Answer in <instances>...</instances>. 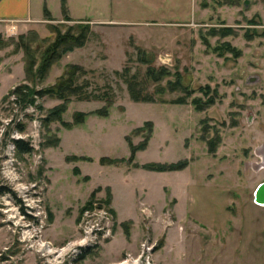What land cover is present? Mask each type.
Masks as SVG:
<instances>
[{
  "label": "rangeland",
  "instance_id": "374dc122",
  "mask_svg": "<svg viewBox=\"0 0 264 264\" xmlns=\"http://www.w3.org/2000/svg\"><path fill=\"white\" fill-rule=\"evenodd\" d=\"M263 2L67 0L66 17L61 0H32L39 17L13 20L0 33V264H264V206L254 201L264 181ZM79 22L90 23L87 44L53 64L44 80L28 79L22 43L38 66L57 30ZM226 27L233 31L222 36ZM227 43L239 53L215 50ZM139 49L179 71L193 97L206 99L199 88L210 85L214 103L199 111L192 97L168 102L177 91L163 95L166 103L133 101L120 73L130 66L145 78ZM73 63L86 70L75 81L86 83L84 92L109 95L108 117L90 114L69 129L45 121L61 99L36 96L25 106L8 96L17 86L55 84ZM168 79L175 77L163 83ZM70 99L68 122L108 102ZM146 121L153 122L152 137L130 160L126 136L139 144L143 137L133 131ZM213 136L220 140L210 153L206 138ZM15 138L34 150L17 152ZM103 157L121 161L102 164ZM181 159L189 164L178 171L135 166ZM86 231L92 240L81 246Z\"/></svg>",
  "mask_w": 264,
  "mask_h": 264
},
{
  "label": "trees",
  "instance_id": "16d2710c",
  "mask_svg": "<svg viewBox=\"0 0 264 264\" xmlns=\"http://www.w3.org/2000/svg\"><path fill=\"white\" fill-rule=\"evenodd\" d=\"M62 10L65 13V16L68 17V7H67V0H61ZM49 12V11H47ZM71 19V18H68ZM56 30V29H55ZM222 33V36H225L233 31L232 28L226 27L219 30ZM91 33L90 23H77L67 29L65 32H61L57 30L55 39L48 44L47 48L43 51L42 56L40 58V62L38 66L37 59L34 57L30 50V46L25 42L22 43L25 47V56H26V63H25V72L28 79L32 80H44L48 75L51 67L56 62L60 61L66 54L74 51L77 48L84 47L87 44L89 39V35ZM210 33L213 35L217 34V30L215 28L210 29ZM253 34V33H252ZM247 34V37L250 39L253 35ZM257 35V34H256ZM259 35H264V32ZM23 38V36H22ZM205 43L207 39L204 38ZM216 51L223 53V50H229L231 52H236L237 48L232 46L231 44L227 43L225 46H219L215 48ZM137 60L143 64L147 65L145 78L140 77V73L138 71L132 72L130 66H125L123 71L120 73L122 77H124L127 88L130 94V97L135 102H152V103H166L168 100L163 98V95L167 92H180L181 94L176 98L170 99L168 102L174 104H187L188 99L192 97L191 103L195 106L196 110L202 111L203 109L211 106L214 103L215 96L214 94L209 95L211 91L210 85L202 86L199 88L203 91V94L206 96V99H203L199 96H194L195 90L185 84L182 80V74L177 72H172L167 66L165 65H156L154 63V57L149 54L148 51L144 49H139ZM37 67V68H35ZM80 72H86V70L80 66L79 64L73 63L69 64L67 71L62 74L58 81L51 85L41 89H35L27 85L17 86L13 90H11L8 94H16L18 97L17 101H20L25 106L30 104H35L37 101L36 96L44 97L45 95L55 96L62 100V103L56 105L53 108L48 110V114L45 118L46 124L53 121H60L64 124L66 128H72L74 124H81L85 122L86 118L90 114H96L101 117H108L110 106L112 105V101L107 94L104 92L102 94H94L91 92L87 93L84 92L85 84H77L75 81L79 77ZM174 76L175 80L168 79L166 80V84L163 83L164 79L170 76ZM154 85V91H150L149 87ZM75 95L81 99H91V98H98V99H107L105 106L96 109L91 112L85 111H78L75 114V119L73 122L65 121L63 118V114L68 109V103L71 101L70 96ZM159 95V96H157ZM7 96V98H8ZM38 108H42L41 105H38ZM21 125V124H20ZM21 131L25 129V126L21 125L19 128ZM154 130V125L152 121H146L142 126L137 127L134 129V134L142 135L143 140L139 144H134L132 142L131 136L127 135L126 139L129 143L130 147V160L135 159L136 154L138 151L144 150L147 148L149 141L152 137ZM218 133V132H217ZM220 137L213 136L211 138H206V142L208 144V149L210 153H214L217 149ZM61 139L57 138L55 143L52 144L53 146H58ZM13 143L19 153H31L34 150V147L29 143L26 142L23 138H15L13 139ZM77 158V157H75ZM81 158V157H80ZM89 160V159H88ZM124 160V159H122ZM121 159L116 158H109L103 157L100 159L102 164H116ZM189 164V160L181 159L177 162H147L143 164H135L136 167H142L146 170L150 171H158V172H166V171H178L185 169ZM75 172L79 174V169L76 168ZM107 194L111 197L110 188H107ZM93 192L92 195H94ZM87 206H84V208ZM129 236V232L127 233ZM162 243V242H161ZM163 244V243H162Z\"/></svg>",
  "mask_w": 264,
  "mask_h": 264
},
{
  "label": "crops",
  "instance_id": "0c3cea01",
  "mask_svg": "<svg viewBox=\"0 0 264 264\" xmlns=\"http://www.w3.org/2000/svg\"><path fill=\"white\" fill-rule=\"evenodd\" d=\"M32 10V0H0V33L6 30L7 26L11 22L13 23V20L23 22L38 18L41 13H33ZM131 246H134L133 241L127 239V246L124 249L130 250L132 249ZM115 255H117V253L114 254V256ZM158 261L161 262L160 260Z\"/></svg>",
  "mask_w": 264,
  "mask_h": 264
},
{
  "label": "water",
  "instance_id": "95a60500",
  "mask_svg": "<svg viewBox=\"0 0 264 264\" xmlns=\"http://www.w3.org/2000/svg\"><path fill=\"white\" fill-rule=\"evenodd\" d=\"M250 2V0H245V4L248 5ZM254 201L260 205V206H264V181L261 182L255 192H254Z\"/></svg>",
  "mask_w": 264,
  "mask_h": 264
},
{
  "label": "built area",
  "instance_id": "2783aa9c",
  "mask_svg": "<svg viewBox=\"0 0 264 264\" xmlns=\"http://www.w3.org/2000/svg\"><path fill=\"white\" fill-rule=\"evenodd\" d=\"M162 59V58H161ZM163 60V59H162ZM169 61V60H168ZM86 233H87V231H86ZM91 234L88 232L87 234H86V236L84 237V239H82V240H80L79 241V245H86V243H89V241L90 240H92V237L90 236ZM139 259L138 258H135L132 262H131V264H139V261H138ZM146 264H153L151 261H150V259H148L147 260V262H146Z\"/></svg>",
  "mask_w": 264,
  "mask_h": 264
},
{
  "label": "bare ground",
  "instance_id": "6f19581e",
  "mask_svg": "<svg viewBox=\"0 0 264 264\" xmlns=\"http://www.w3.org/2000/svg\"><path fill=\"white\" fill-rule=\"evenodd\" d=\"M45 243H47V242H45ZM41 247H47V245H46V244H44V243H42ZM64 249H65V248H64ZM47 250H48L49 252H51V250H50V249H48V248H47ZM62 250H63V249H62ZM52 252H53V251H52ZM54 252H55V251H54ZM126 262H127V261H125V263H123V264H126Z\"/></svg>",
  "mask_w": 264,
  "mask_h": 264
}]
</instances>
